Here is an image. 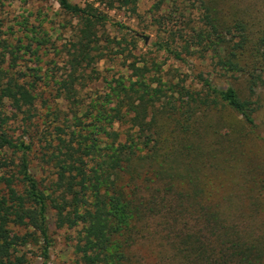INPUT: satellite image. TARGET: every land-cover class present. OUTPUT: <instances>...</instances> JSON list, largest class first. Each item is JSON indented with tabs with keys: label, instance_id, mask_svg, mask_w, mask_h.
Listing matches in <instances>:
<instances>
[{
	"label": "trees",
	"instance_id": "16d2710c",
	"mask_svg": "<svg viewBox=\"0 0 264 264\" xmlns=\"http://www.w3.org/2000/svg\"><path fill=\"white\" fill-rule=\"evenodd\" d=\"M54 1L78 18L80 39L74 52L68 50L70 79L58 83L54 97L67 102L69 111H51V126L42 135L32 132V122L39 98L51 106L50 98L38 91L43 78L36 69H16L23 51L40 61L48 39L19 22L22 30L12 49L8 39L0 41V150L10 160L0 173V264H29L25 249L30 246L38 247L48 264L50 210L58 228L78 230L77 264H142L135 248L154 239L169 252L156 264H264V232L257 233L264 222H257L256 188L242 185L238 195L223 190L217 180L221 162L216 159L239 151L230 145L219 155L217 141L205 139L210 133L223 138L211 120L207 123L220 107L253 126L254 102L234 85L219 88L202 75L198 78L205 94L193 92L181 83L184 79L174 83L160 69L134 61L127 67L129 76L107 80L104 93L84 103L75 88L76 73L93 61L92 52L103 56L112 45L107 39L100 47L98 40L97 25L107 19L93 3L82 7ZM198 1L204 26L181 37L180 51L171 45L162 48L179 60L183 53L209 55L227 73L248 76L254 92L255 82L264 77V21L254 30V19L246 17L251 15L240 0L226 4L237 11H227L232 19L221 15L218 0ZM117 2L137 12V0ZM38 154L51 164L53 183L47 185L32 173ZM210 176L216 188L207 186ZM242 195L250 197V206L238 204Z\"/></svg>",
	"mask_w": 264,
	"mask_h": 264
},
{
	"label": "rangeland",
	"instance_id": "374dc122",
	"mask_svg": "<svg viewBox=\"0 0 264 264\" xmlns=\"http://www.w3.org/2000/svg\"><path fill=\"white\" fill-rule=\"evenodd\" d=\"M69 1L82 7L93 3L94 7L107 19L104 24L97 25L100 47L107 45V39L113 42L112 45L108 44L109 50H104L103 56L97 55L98 52H92L93 57L96 56L93 61L84 62L76 73L79 80L75 88L84 103H89L97 94L102 95L107 80L111 81L120 75L129 76L131 72L127 70V67L134 61H138L139 66L146 64L152 70L160 69V75L165 79L172 78L174 83L184 79L181 83L193 92L205 94L206 91L198 78L202 75L210 78L219 88L234 85L243 97L250 98L254 102L257 110L253 126L247 124L242 116L220 107L219 112L207 117V123L211 120L214 123V129L221 133L223 138L210 133L205 139L210 142L217 141L219 155L221 150H225L230 145H235L238 149L239 152H236L231 148L233 158H229L228 155L229 161L223 155L216 159L217 163L221 162L217 180L223 183V190L227 189L238 195L244 191L241 190L242 185L256 188L257 206L260 210L257 222H264V77L261 81L255 82L254 92H251L248 76L243 73H227L216 67L215 61L209 55L201 57L198 53L192 56L183 53V60H179L162 48V45L164 47L171 45L172 48L180 51L183 45L181 37L187 38L194 28L204 26V14L200 2L198 0H137V12L134 13L131 10L132 6H123L117 0ZM218 1L221 15L232 19L234 14L228 12L237 11L226 7L229 0ZM239 3L249 10L251 16H245L254 19V30H257L264 21V0H240ZM19 22H27L29 28L36 31L37 37L43 36L48 39L43 46L44 50L40 52V61L30 55H24L23 51L21 52L23 58L18 60L16 69L17 71L24 69L26 73L32 72L29 69H36L43 78L38 84V91L44 99L50 98L51 106L49 109L44 105L43 99L39 98L38 116L33 119L34 124H31L32 132L42 135L49 129V123L53 119L49 114L51 111L56 107L69 111L67 102L62 99L56 100L54 97L58 94L60 87L58 83L69 80V75L73 72L66 61L69 59L68 50L74 52L73 45L79 42L81 25L78 18L63 12L54 0L48 2L0 0V41L8 39L11 49V45L15 43V39L19 37L22 30ZM174 36L176 40L173 41ZM145 38H148L147 42ZM33 43L35 47V38ZM118 43H121L120 46ZM0 52H4L1 46ZM8 64L9 59L6 65ZM13 128L17 131L19 127L15 125ZM40 135L36 136L38 142ZM41 157L39 154L34 157L32 173L39 181H44L48 185L55 181L54 170L51 164L44 162ZM6 161L10 162L9 155L0 150V173ZM254 177L257 181L255 184ZM214 183L213 176H210L206 182L207 186L216 188L217 184ZM237 202L243 207L251 205V199L247 195L239 196ZM49 222L52 246L49 249L48 264H77L78 230L68 227L58 228L54 210L49 211ZM152 227L154 228L153 225ZM259 231L264 232V228L257 229V233H260ZM25 250L28 251L29 264H45L42 251L38 247L30 246ZM135 253L142 264H156L159 258H165L169 254L168 250L159 245L157 239L139 245L135 248Z\"/></svg>",
	"mask_w": 264,
	"mask_h": 264
},
{
	"label": "water",
	"instance_id": "95a60500",
	"mask_svg": "<svg viewBox=\"0 0 264 264\" xmlns=\"http://www.w3.org/2000/svg\"><path fill=\"white\" fill-rule=\"evenodd\" d=\"M146 42L148 41V38H145Z\"/></svg>",
	"mask_w": 264,
	"mask_h": 264
}]
</instances>
